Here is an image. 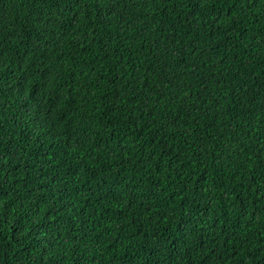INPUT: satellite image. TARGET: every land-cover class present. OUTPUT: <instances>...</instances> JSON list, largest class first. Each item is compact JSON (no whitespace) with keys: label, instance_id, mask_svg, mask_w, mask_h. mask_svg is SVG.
I'll return each mask as SVG.
<instances>
[{"label":"trees","instance_id":"1","mask_svg":"<svg viewBox=\"0 0 264 264\" xmlns=\"http://www.w3.org/2000/svg\"><path fill=\"white\" fill-rule=\"evenodd\" d=\"M0 264H264V0H0Z\"/></svg>","mask_w":264,"mask_h":264}]
</instances>
